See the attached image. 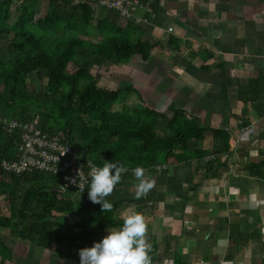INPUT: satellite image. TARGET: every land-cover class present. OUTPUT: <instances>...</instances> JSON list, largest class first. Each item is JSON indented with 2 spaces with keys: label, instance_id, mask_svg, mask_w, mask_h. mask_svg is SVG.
Wrapping results in <instances>:
<instances>
[{
  "label": "trees",
  "instance_id": "trees-1",
  "mask_svg": "<svg viewBox=\"0 0 264 264\" xmlns=\"http://www.w3.org/2000/svg\"><path fill=\"white\" fill-rule=\"evenodd\" d=\"M46 1L44 16L37 17L38 0H0V264L13 261L14 240L67 259L77 251L74 258L79 264V249L101 240L107 228L122 226L118 209L124 202L136 203L141 214L148 203L154 205L151 189L132 199L121 191L130 181L133 186L138 183L128 170L138 165L144 169L168 165V171L187 161L204 160L209 153L204 149L207 128L200 118L190 117L180 108L172 107L170 115L148 105L126 104L124 89L100 86V76L93 74L109 63L147 62L158 42L143 40L144 30L132 20H118L114 11H97L83 0ZM16 2L18 15L10 23ZM158 5L153 0L156 15ZM96 36L98 40H94ZM174 42L178 40L170 38L169 44L180 52ZM179 61L173 55L171 63ZM71 63L75 70L68 73ZM32 74L43 79L42 90L31 81ZM139 98L144 103L141 93ZM12 122L19 126L11 127ZM26 123H35L42 133L58 137L85 164L122 163L126 173H121V180L106 197L112 209L104 211L89 199V185L82 193L62 195L61 173L4 169L3 162L15 163L21 157ZM212 133L221 143L212 149V156L227 152L230 133L217 129ZM215 160H207V167L212 169ZM249 170L250 176L264 180V163L253 164ZM148 255L152 264L165 256L164 252Z\"/></svg>",
  "mask_w": 264,
  "mask_h": 264
},
{
  "label": "crops",
  "instance_id": "crops-1",
  "mask_svg": "<svg viewBox=\"0 0 264 264\" xmlns=\"http://www.w3.org/2000/svg\"><path fill=\"white\" fill-rule=\"evenodd\" d=\"M157 1V15L137 25L143 40L159 43L147 62H136L152 67L145 71L148 98H165L166 106L179 100L181 110L200 118L206 159L216 160L212 169L204 159L147 176L155 193L154 207L142 213L148 254L164 252L153 264H264V180L249 173L264 163V0ZM213 129L231 136L229 150L215 156L221 143ZM131 183L121 188L130 199L137 194ZM126 211L138 212L137 204L124 202L119 216ZM11 246L13 261L6 264H77V251L67 259L25 241ZM15 247L25 248L23 257Z\"/></svg>",
  "mask_w": 264,
  "mask_h": 264
},
{
  "label": "built area",
  "instance_id": "built-area-1",
  "mask_svg": "<svg viewBox=\"0 0 264 264\" xmlns=\"http://www.w3.org/2000/svg\"><path fill=\"white\" fill-rule=\"evenodd\" d=\"M93 5L97 11L106 9L114 11L118 14L121 21L132 20L136 25L149 24L154 17V9L152 7L153 0H83ZM142 12V15L139 13ZM11 127H17V122H12ZM23 130L25 135L20 145L21 157L15 163L3 162V168L8 171L17 173L43 170L51 174H63V187L59 191L62 195L73 191L82 193L89 185L91 179L89 173L93 166L91 161L84 163V160L74 152V150L62 143L58 137H50L42 133L33 124H24ZM247 132V131H243ZM211 157L205 159L209 160ZM168 169V165H158L149 169H145V176L150 173L164 172ZM133 175V170H128ZM126 173V171L122 172ZM149 208L153 203H148Z\"/></svg>",
  "mask_w": 264,
  "mask_h": 264
},
{
  "label": "clouds",
  "instance_id": "clouds-1",
  "mask_svg": "<svg viewBox=\"0 0 264 264\" xmlns=\"http://www.w3.org/2000/svg\"><path fill=\"white\" fill-rule=\"evenodd\" d=\"M126 170L122 163L114 160H105L102 166H93L87 189L89 199L99 203L104 211L112 209L113 204L106 197ZM133 172L139 181L135 184L138 195L153 186L154 180L145 176L143 166H136ZM106 231L107 235L101 240L79 249V264H150V245L145 238L146 223L140 212L126 211L122 226H111Z\"/></svg>",
  "mask_w": 264,
  "mask_h": 264
},
{
  "label": "rangeland",
  "instance_id": "rangeland-1",
  "mask_svg": "<svg viewBox=\"0 0 264 264\" xmlns=\"http://www.w3.org/2000/svg\"><path fill=\"white\" fill-rule=\"evenodd\" d=\"M19 4V2H16L15 5L12 7V16H11V22H14L16 16L18 15L17 13V8L16 6ZM46 5L47 1L46 0H38V5H37V12L38 16L41 17L44 16L46 12ZM113 22H116L115 19L112 20ZM99 36H96L94 40H98ZM137 61H133L129 64V67L123 66V65H112V64H107L100 69H96L93 71V74L99 75V85L104 86L105 88L112 89V90H123L122 95L125 97L126 104L129 105H136L139 107H145V105L152 106L154 108H158L160 111H165L168 114H172L173 111L171 110L173 108H179L175 103L180 104L179 100H175V103L171 104L168 108V106L165 105V98H161L159 101L158 100H152L148 98L147 95V89L151 86L152 81L150 80L148 83L147 78L149 73L147 74L145 71H148L150 68H152L150 65H146V67H141L145 66L142 63L136 65ZM144 71V73L142 71ZM75 70L74 64L71 63L68 68V73H73ZM141 72L142 74H139L138 72ZM43 79H40L37 74H32V79L31 81H36L37 83V88L43 89L42 87L44 86V83L42 81ZM147 83V84H146ZM142 88V86H144ZM131 86V89H125L128 86ZM139 93L142 94V96H145L144 103L143 100H140L139 98ZM180 106V105H179ZM120 107V105L118 106ZM167 108L169 110H167ZM74 218L72 216H68L67 219ZM16 255L19 257H23V251H25V248L21 247H15L14 248ZM47 257H45L46 259Z\"/></svg>",
  "mask_w": 264,
  "mask_h": 264
},
{
  "label": "bare ground",
  "instance_id": "bare-ground-1",
  "mask_svg": "<svg viewBox=\"0 0 264 264\" xmlns=\"http://www.w3.org/2000/svg\"><path fill=\"white\" fill-rule=\"evenodd\" d=\"M27 172V171H26ZM29 172H31V171H29Z\"/></svg>",
  "mask_w": 264,
  "mask_h": 264
}]
</instances>
